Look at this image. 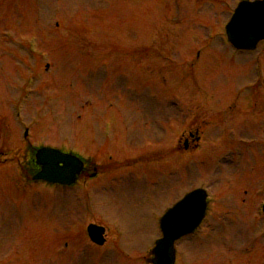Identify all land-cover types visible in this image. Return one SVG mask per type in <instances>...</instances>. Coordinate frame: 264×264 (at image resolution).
<instances>
[{
  "label": "rangeland",
  "instance_id": "374dc122",
  "mask_svg": "<svg viewBox=\"0 0 264 264\" xmlns=\"http://www.w3.org/2000/svg\"><path fill=\"white\" fill-rule=\"evenodd\" d=\"M232 1L0 0V264H36L34 247L52 244L55 233L74 245L71 264H95L101 252L77 249L89 246L79 234L88 209L123 235L119 245L135 257L129 264H146L163 210L200 185L211 197L208 212L180 244L177 264H260L264 220L255 209L264 204V43L253 53L227 46L217 26ZM30 43L40 60L28 56ZM32 71L42 90L23 105L25 116L51 98L34 119L31 144L44 138L60 149L97 148V121L109 119L113 134L104 151L114 162L123 155L142 161L86 180L93 181L83 184L94 191L88 200L74 198L80 180L72 190L25 186L15 167L30 172L32 150L19 143L13 118ZM194 118L202 122L201 150L168 159L167 145ZM224 134L245 143L236 147ZM101 158L110 168L107 155ZM66 222L73 224L68 236L37 235ZM64 257L56 253L57 264Z\"/></svg>",
  "mask_w": 264,
  "mask_h": 264
},
{
  "label": "water",
  "instance_id": "95a60500",
  "mask_svg": "<svg viewBox=\"0 0 264 264\" xmlns=\"http://www.w3.org/2000/svg\"><path fill=\"white\" fill-rule=\"evenodd\" d=\"M245 35L249 36L245 37ZM262 38H264V33L261 36L255 37L253 34L249 33V30L246 29V31L242 33L241 38L230 42L239 49H252L256 42ZM36 158L37 163L42 165L43 171L35 178L44 179L52 183L71 184L81 168L80 163L75 159L72 160L70 157L68 158L66 156H62L61 154L53 151H45L43 154H38ZM59 163H62L63 165L59 167ZM197 199H199L197 196L188 200L185 199V201L180 202L163 218L162 231L164 238L156 242V247L153 250V254L155 255L153 264H173L172 244L178 237L186 234L189 229L192 230L197 225L196 223L201 220L203 208L200 205V201L191 209V211L187 212L190 215L188 218L184 219V224L176 225L175 221L180 220L179 213L181 211L186 212L187 210L185 208L193 202V200ZM90 230L92 229H89V234L92 236L95 231L91 232ZM92 240L98 243V241L93 237Z\"/></svg>",
  "mask_w": 264,
  "mask_h": 264
},
{
  "label": "flooded vegetation",
  "instance_id": "af4514ba",
  "mask_svg": "<svg viewBox=\"0 0 264 264\" xmlns=\"http://www.w3.org/2000/svg\"><path fill=\"white\" fill-rule=\"evenodd\" d=\"M192 138H193L192 134H190V139L187 141L186 146L189 145L190 141H192ZM86 172H87V170L85 168L83 173L86 174ZM107 235L108 234H107V231H106V233H104L105 243H104V245L101 248H103L105 245H108V243H107L108 236ZM57 236L61 237V236H64V235L63 234H57ZM58 240H59V238H58ZM58 240L52 241V244L56 245L55 242L59 243ZM62 241H65V239L62 240ZM65 246H67V243L65 244ZM69 251H71V250L69 249ZM56 253H60V254L65 255V257L63 258V264H70L72 255L71 254H67L66 250L61 251L60 249H57L54 252V248L53 247H49L48 250H47L46 258H47V263L48 264H56L57 263L56 260H55ZM41 258H42V256L36 251V253L33 255V262L38 264L40 262ZM107 258H108V256H106V255H98V256H96L95 262L96 263H115V261L109 260Z\"/></svg>",
  "mask_w": 264,
  "mask_h": 264
}]
</instances>
